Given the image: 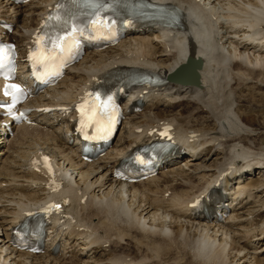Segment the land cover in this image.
<instances>
[{"label": "bare ground", "instance_id": "bare-ground-1", "mask_svg": "<svg viewBox=\"0 0 264 264\" xmlns=\"http://www.w3.org/2000/svg\"><path fill=\"white\" fill-rule=\"evenodd\" d=\"M152 1L175 7L179 24L137 22L118 45L87 52L30 100L35 125L16 126L0 110V264H264V122L241 106L248 95H264V0ZM58 4L54 48L68 44L87 9L71 0H0V37L16 44L21 73ZM106 9L101 16L110 26ZM189 55L202 61L198 85L128 90L125 120L105 156L87 163L66 144L82 95L131 70L165 77ZM134 101L140 112L130 111ZM163 125L172 128L175 146L160 176L135 184L115 178L117 163ZM44 157L52 176L40 169ZM209 197L221 199L222 208L204 212ZM35 212L46 214L48 230L39 254L11 243L12 229Z\"/></svg>", "mask_w": 264, "mask_h": 264}, {"label": "snow or ice", "instance_id": "snow-or-ice-1", "mask_svg": "<svg viewBox=\"0 0 264 264\" xmlns=\"http://www.w3.org/2000/svg\"><path fill=\"white\" fill-rule=\"evenodd\" d=\"M71 3L76 6L78 5L81 8L87 9L86 13V21L84 27H80L79 24H72L71 30L68 33V35L73 37V44L75 43V37L77 34L80 36L83 35L85 30H92V31H100L103 29H107L109 24L111 23L106 17L101 16V13H104L106 9V0H71ZM74 19H79V16L77 14L73 15ZM69 25V21L64 22V27L67 28ZM59 41H65V36H60L58 37ZM43 41V37L38 38L36 43L40 45ZM55 47H61L60 44H56ZM62 51L68 50L71 51V46H69L68 49H61ZM51 57H45L43 48L41 47L39 51L34 52L29 59L30 60H35L36 63H43L45 59H50ZM2 66V65H0ZM11 91L13 93H19L20 92V87L16 84H12L11 86ZM6 95L9 94L8 91L5 92ZM110 99L105 101L103 108L106 109L108 107V104L110 102ZM77 111L81 113V118L82 120L87 116V119L89 121L92 120L93 116L95 115V112H93V115H87L84 111L82 106L77 108ZM101 131H106L108 130L107 128H101ZM45 166H47V161L45 159ZM56 209H59V205L54 206Z\"/></svg>", "mask_w": 264, "mask_h": 264}, {"label": "rangeland", "instance_id": "rangeland-1", "mask_svg": "<svg viewBox=\"0 0 264 264\" xmlns=\"http://www.w3.org/2000/svg\"><path fill=\"white\" fill-rule=\"evenodd\" d=\"M256 95L257 94H255V95H252V94L251 95H248L247 96L248 99L245 97L247 100L245 101V99H244V101L241 103L243 105H241V106H242V108H244V106H245L244 109H246L248 107L247 110L250 113L253 112L251 114L255 115L256 117L258 116L257 118H258V121L259 122H261V121L264 122L263 121L264 120V95L263 96H261L260 94L257 95V96ZM251 97H252V99H251ZM244 102L247 103V104H245ZM252 110H254V111H252ZM258 113H259V115H258ZM257 140H262V139H257ZM263 142L264 141H258L259 145H261L264 148V143ZM174 162H182V160H176ZM180 257H182V256H180ZM187 259L190 260L189 258H187ZM230 263H232V262L230 260H227L226 264H230ZM192 264H198V263L195 262V263H192ZM199 264H202V263H199Z\"/></svg>", "mask_w": 264, "mask_h": 264}, {"label": "water", "instance_id": "water-1", "mask_svg": "<svg viewBox=\"0 0 264 264\" xmlns=\"http://www.w3.org/2000/svg\"><path fill=\"white\" fill-rule=\"evenodd\" d=\"M187 62H188L187 64L181 65L178 70L184 71V70H186V68H188L190 66V67H192L193 76H192L191 80L190 79L184 80V81H182V83L190 82V84H192V85H198L197 74L195 73L196 72L195 69L196 70L200 69L202 66V62L200 59H195L193 57H189Z\"/></svg>", "mask_w": 264, "mask_h": 264}]
</instances>
